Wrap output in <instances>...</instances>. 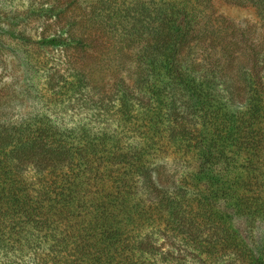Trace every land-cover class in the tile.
I'll return each mask as SVG.
<instances>
[{
  "label": "trees",
  "instance_id": "1",
  "mask_svg": "<svg viewBox=\"0 0 264 264\" xmlns=\"http://www.w3.org/2000/svg\"><path fill=\"white\" fill-rule=\"evenodd\" d=\"M215 1L264 27V0L0 1V264H264V35Z\"/></svg>",
  "mask_w": 264,
  "mask_h": 264
},
{
  "label": "rangeland",
  "instance_id": "2",
  "mask_svg": "<svg viewBox=\"0 0 264 264\" xmlns=\"http://www.w3.org/2000/svg\"><path fill=\"white\" fill-rule=\"evenodd\" d=\"M212 11L213 21L219 20V24L224 23L225 28L228 27L229 31L233 29L237 30L235 38L241 40L252 38L258 41L264 35L262 21L256 15L255 10L249 6H238L225 1H215ZM246 32H249L250 36L244 38L247 34ZM237 51H240V49L236 48L235 52ZM0 74L3 78L2 84L9 86L11 90L14 89L20 95V98H23V94L21 95L19 92L23 86L21 84L22 68L19 61L12 56L3 57L0 62ZM26 103L29 102L26 101Z\"/></svg>",
  "mask_w": 264,
  "mask_h": 264
}]
</instances>
